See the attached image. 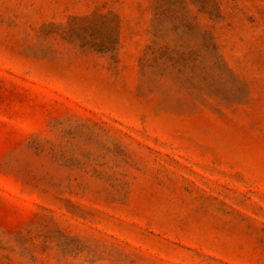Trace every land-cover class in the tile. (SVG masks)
I'll return each instance as SVG.
<instances>
[{
	"label": "rangeland",
	"instance_id": "1",
	"mask_svg": "<svg viewBox=\"0 0 264 264\" xmlns=\"http://www.w3.org/2000/svg\"><path fill=\"white\" fill-rule=\"evenodd\" d=\"M0 264H264V0H0Z\"/></svg>",
	"mask_w": 264,
	"mask_h": 264
}]
</instances>
